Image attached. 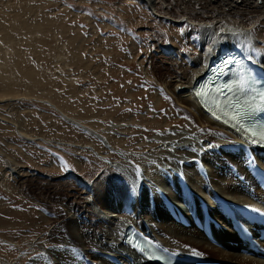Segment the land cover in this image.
Instances as JSON below:
<instances>
[{"label":"rangeland","instance_id":"rangeland-1","mask_svg":"<svg viewBox=\"0 0 264 264\" xmlns=\"http://www.w3.org/2000/svg\"><path fill=\"white\" fill-rule=\"evenodd\" d=\"M171 2L166 9L162 1L152 8L145 0H0V264H54L44 253L54 246V222L65 218L55 203L66 191L45 181L74 183L78 176L89 186L119 173L118 152L138 166L162 152L161 142L172 147L181 140L200 150L197 140L218 155L224 150L183 128L188 118L164 86L174 60L221 37L214 26L167 13L176 6ZM250 27L264 53V21ZM185 155L171 156L181 168ZM195 161L207 175L208 164ZM155 163L149 169L181 172ZM57 230L56 238L66 232Z\"/></svg>","mask_w":264,"mask_h":264},{"label":"bare ground","instance_id":"bare-ground-1","mask_svg":"<svg viewBox=\"0 0 264 264\" xmlns=\"http://www.w3.org/2000/svg\"><path fill=\"white\" fill-rule=\"evenodd\" d=\"M145 1L150 3L152 8L157 7L155 5L157 2L160 5L161 1L166 5V9L172 5V0ZM174 1H176V6L171 7L172 10L167 13L186 15L193 24H200L203 27L214 26L216 28L214 33L218 34L221 39L215 40V43H205L201 47V51L193 57L184 58L183 61L182 58L179 61H177L178 59L174 60L172 65H174L175 72L169 76L171 82L165 83L164 86L172 95L175 104L181 108L180 114L188 118V122L183 124V128L193 130L196 135L206 138L214 146L224 150L218 155L216 150L202 147L203 142L197 140L192 141L197 146H201L200 150L192 148L181 140L172 143V147L161 142L158 146L162 152L156 156L148 157L138 166L134 165L131 162L132 159L125 156L124 153L117 151L119 156L114 164L119 173H115L114 176L105 175L93 181L89 186L81 179L78 180L80 182H77L78 176L74 183L66 180L59 185L57 183L61 180L59 178L57 181H45L49 187L53 186L54 190L66 191L64 199L55 203L56 206H61L65 218L62 224H58V221L54 222L50 229L52 231L50 238H52L51 241L54 240V246L44 253V255H52L54 264L136 263L137 258L128 253L126 246L122 243L123 230L128 224L138 227L146 236L180 255L190 254L214 260L219 264H264V243L260 244L261 248H250L245 241H240L230 229H227L226 232L213 230L216 241L222 247L212 245L193 227H181L172 221L166 212L167 204H171L179 210H182L186 205V209H189L193 201L195 204L197 203L194 194L209 200L213 192L235 202L260 206V201L252 200L238 185L231 172L230 167L234 166V171L239 174L245 173L241 165L244 159L240 151L238 136L201 110L191 93V86L196 76L203 72V67L208 59L213 58L223 49L233 48L246 53L264 68V53L257 49L258 44L253 38L250 27L258 21H264V0ZM202 40L204 41V39ZM165 49L173 52L169 46ZM178 86L185 87V90L178 91ZM156 99L158 100V97ZM183 134L179 133L171 138L180 137ZM216 136L220 138L217 137V139ZM100 138L106 143L104 138L101 136ZM193 138L187 137L186 139ZM86 146L90 147V144ZM229 147L234 151L228 150ZM182 153H186V158L184 159L185 156L180 158L184 163V166L182 164L180 168L177 166L179 160L171 155L179 157V154ZM95 154L99 157L102 156L98 151ZM188 156L192 158L187 159ZM195 157H198L204 164H208L209 173L207 175H202L198 171L195 166ZM256 157L260 163H263L264 156L261 157V160L256 153ZM139 160L141 161V159ZM153 162L160 165L164 163L181 171L184 174L182 177H185L184 180L186 179L187 189H182L178 183V175L170 168L158 166V169H149L151 166L150 164L148 166V163L153 164ZM137 168H139V172H137ZM13 171L17 176L21 174L18 170ZM35 178L37 179L39 176H35ZM70 184L73 187L66 189V186ZM47 203L51 204V202ZM52 205L54 203L50 206ZM212 211L215 213L214 209ZM62 226H65L66 232L58 233L56 238L57 229ZM186 245L201 249L209 257L190 250ZM243 251L249 254L243 253ZM71 252L75 255L86 256V262L82 257L81 262L75 257L72 259V256L67 254ZM3 264L12 263L7 261Z\"/></svg>","mask_w":264,"mask_h":264},{"label":"snow or ice","instance_id":"snow-or-ice-1","mask_svg":"<svg viewBox=\"0 0 264 264\" xmlns=\"http://www.w3.org/2000/svg\"><path fill=\"white\" fill-rule=\"evenodd\" d=\"M239 83L240 84L244 83V76L243 75L240 76ZM261 99H264V93L261 94ZM244 115H245V112L243 110H240L237 112V115L233 117V119H237L238 117L242 118ZM137 172H139V168H137Z\"/></svg>","mask_w":264,"mask_h":264},{"label":"water","instance_id":"water-1","mask_svg":"<svg viewBox=\"0 0 264 264\" xmlns=\"http://www.w3.org/2000/svg\"><path fill=\"white\" fill-rule=\"evenodd\" d=\"M220 68H222V67L220 66ZM178 89H179V90H182V89H183V87H178Z\"/></svg>","mask_w":264,"mask_h":264}]
</instances>
